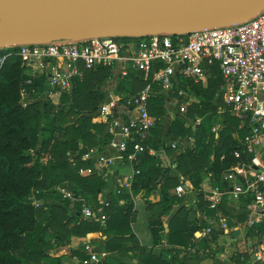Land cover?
Listing matches in <instances>:
<instances>
[{
  "label": "trees",
  "instance_id": "trees-1",
  "mask_svg": "<svg viewBox=\"0 0 264 264\" xmlns=\"http://www.w3.org/2000/svg\"><path fill=\"white\" fill-rule=\"evenodd\" d=\"M112 73L105 67L87 72L83 80L76 81L70 93L62 95L57 105L49 101L25 105L22 90L28 94H44L47 77H30L22 67L21 58L15 55L10 56L0 69V264H41L56 245L70 241L73 236L84 237L100 230L108 236L103 243L107 257L96 264H125L113 256L125 260L128 257L124 254L133 251L134 248L126 244L135 240L131 229L134 202L129 194L110 198L105 224L82 217L83 201L79 200H85L94 209L100 206L98 195L105 180L96 172L83 176L79 169L94 165L91 160L82 159L89 148L102 147L112 140L108 125L99 114L102 103L110 96L109 92L101 90V84L104 75ZM122 80L114 90L115 94H135L145 83L136 74ZM222 83L218 71L206 83H186L194 96L187 109V116L192 121L223 107L224 120L218 136L212 131V125H188L186 121L173 120L165 138V148H169L172 141L181 143L182 139L194 135V145L180 152L176 165L178 172L190 179L198 191L197 207L206 210L208 215L215 211L209 209L202 184L208 177L218 188L230 189L231 183L224 179V175L231 166L240 162L234 152L243 150L241 139L247 131L224 104ZM186 84H180L176 89L186 88ZM128 85L141 86L135 90L134 86ZM167 105L164 94L150 100V111L156 117L157 126L152 129L151 138L143 142L145 151L139 155L135 165L139 172L131 184L134 194L144 191L149 209L160 205V217L150 220L156 244L162 242L165 229L163 214L171 212L176 200L168 190L180 183L178 175L169 176L168 168L162 165L159 157L149 153L150 148L159 146L160 126L168 112ZM223 155L225 158L222 160ZM162 182L163 198L159 203H152L147 197ZM65 183L76 200L64 198L56 189ZM120 200H124L123 203ZM206 227L205 221L201 222L197 217L192 220L185 208L172 217L166 238L171 244L188 248L194 245L191 240L194 233ZM260 228L264 230V225ZM216 237L213 232L203 239L204 243ZM138 248L145 264H177L175 259L165 261L154 255L151 248ZM87 257L83 255V259Z\"/></svg>",
  "mask_w": 264,
  "mask_h": 264
},
{
  "label": "built area",
  "instance_id": "built-area-1",
  "mask_svg": "<svg viewBox=\"0 0 264 264\" xmlns=\"http://www.w3.org/2000/svg\"><path fill=\"white\" fill-rule=\"evenodd\" d=\"M1 50L0 69L10 56L15 55L21 58L22 67L30 77H47L43 95L54 105L60 102L63 94L73 90L77 80H83L87 72L100 67L111 69L120 79L131 74L143 79L144 86L135 94L113 92L99 110L100 119L107 123L108 133L112 135L120 158L134 165L145 151L143 142L156 123V117L150 111V100L164 94L167 102L174 103L181 112H185L194 100L186 83H206L218 71L223 79V102L247 131L241 139L243 150L234 152L240 162L231 166L224 175L231 188L214 189L209 197V207L217 208L223 195L228 193L237 201L251 198V206L258 211L259 218H264V10L246 22L203 28L186 34L94 37L22 44ZM184 83L188 85L186 88L176 89ZM26 93L23 89L22 95ZM224 158L225 155L221 157L222 160ZM82 159L94 163L79 169L84 176L113 164L116 157L91 147ZM184 184L176 187L179 196L186 192ZM56 189L64 198L77 199L67 183L58 185ZM79 200L83 201L81 214L84 218L102 224L106 222L109 198H99L97 209L83 199ZM211 231L209 227L206 232ZM85 248L90 254L85 263L99 260L89 243ZM254 254L256 260H264V245Z\"/></svg>",
  "mask_w": 264,
  "mask_h": 264
},
{
  "label": "crops",
  "instance_id": "crops-1",
  "mask_svg": "<svg viewBox=\"0 0 264 264\" xmlns=\"http://www.w3.org/2000/svg\"><path fill=\"white\" fill-rule=\"evenodd\" d=\"M114 91L111 90L109 94L111 95ZM169 104V102H167ZM223 107H219L216 114H207L204 117L197 118L195 124L205 123L207 126L212 125V131L219 135V130L221 124L224 120ZM167 115V114H166ZM165 115V116H166ZM163 116L161 121V135L158 148H150L149 153L157 155L162 162V165L168 168L169 176L178 175L179 181L181 183L185 182L186 192L183 196H179L176 193V187H171L168 190L171 194L176 197L175 203L171 209L170 213L163 214L164 218V231L162 236V242L156 244L150 229V220L157 219L160 217V205L156 204L155 207L149 209L146 203V196L144 191L134 194L131 189V184L133 178L136 174L135 165L128 162L125 158H120V152L116 145L112 142L102 146L97 147L101 152L109 155L111 157H116L113 164L108 165L106 168L97 171L96 173L100 175L105 180V185L102 191L98 195L99 198H112L114 195H120L122 193L129 194L130 199L134 202V219L131 222V229L134 233L135 240L131 244L126 242L127 246L134 248L133 251L130 250L129 253H125L128 258L123 259L120 256L114 255L113 257L117 261H121L125 264H145L141 260L142 252L138 247H147L152 249V253L165 261H177V264H226L221 263L222 258L225 259L226 255H220L216 251L217 243L219 242V230L225 232L230 238V242L236 240L240 235H247V239L250 240V244H255L253 258L251 264H264V260H256L255 250L259 249L260 246L264 245V230L260 227L264 225V218H259L258 211L251 206L252 199H241L239 201L234 200L230 197L228 193L223 195L221 203L214 210V214L208 215L206 210H201L197 207L198 201V191L194 188L193 183L190 179L184 177L177 170L176 158L180 152L185 147H190L194 145L195 137L194 135L188 137L187 139H182L180 145L177 143L179 141L174 140L169 148H165V138L167 130L170 127L165 125L167 118ZM124 119L127 117L123 114ZM216 119V122L214 120ZM213 120V124L210 123ZM215 122V123H214ZM196 125H194V130H196ZM157 126V121L155 126L151 128L148 133V138L152 136V129ZM242 127V126H241ZM154 137V136H153ZM175 145V146H174ZM209 180L210 183H207ZM158 184L155 191H153L147 199L152 203H159L162 198V186ZM203 189L206 192L205 199L209 202V197L212 191L216 189L217 184H213L212 181L206 177L203 184ZM231 188V185L230 187ZM124 200H120L123 203ZM84 202H86L84 200ZM187 209L192 220L198 218L199 221H205L207 227L198 230L194 233L191 238L194 245L186 248L180 244H171L167 241L166 235L169 232V225L172 217L181 211L182 209ZM73 212V211H72ZM246 212V214H245ZM73 214V213H72ZM83 217V216H82ZM260 219V220H259ZM221 223V224H220ZM105 224V223H104ZM217 226L220 228L217 229ZM223 226V227H222ZM211 227L212 231L207 233V228ZM216 233L217 237L210 239L207 243H204V238L210 237L212 234ZM107 235L103 230L90 232L84 237L73 236L70 241H65L59 245H56L52 250H50L47 258L41 261V264H96L94 262L85 263L86 259H83V255H88L89 251L86 250L85 245L89 243L99 256V260H103L107 257V252L103 251V243L107 239ZM245 242V241H244ZM243 243V241H241ZM205 246V247H204ZM240 250L242 247L239 245ZM205 248V249H203ZM179 251V252H176ZM229 249L226 247L225 253H228ZM88 253V254H87ZM232 256V264L238 262V257ZM220 259H219V258ZM219 260V261H218ZM96 261V262H98ZM182 262V263H181Z\"/></svg>",
  "mask_w": 264,
  "mask_h": 264
},
{
  "label": "water",
  "instance_id": "water-1",
  "mask_svg": "<svg viewBox=\"0 0 264 264\" xmlns=\"http://www.w3.org/2000/svg\"><path fill=\"white\" fill-rule=\"evenodd\" d=\"M262 10L264 0H0V49L186 34L246 22Z\"/></svg>",
  "mask_w": 264,
  "mask_h": 264
},
{
  "label": "rangeland",
  "instance_id": "rangeland-1",
  "mask_svg": "<svg viewBox=\"0 0 264 264\" xmlns=\"http://www.w3.org/2000/svg\"><path fill=\"white\" fill-rule=\"evenodd\" d=\"M120 81H123V80L118 78L116 73H112L110 75L105 74L103 83L101 84V90L105 92H110L111 90L114 91L118 88ZM128 86L129 87L134 86L135 90H137L141 85H128ZM22 101L25 105H27V104L34 103V102H40V103L46 102L47 98L42 93L34 92L31 94H28V93H26L25 95L23 94ZM167 106H168V112H167V115L165 116V119L167 118L165 122L166 126H168L170 122H172L173 120H183V121H186L188 125L195 123V121H192L191 119L188 118L187 116L188 111L181 112L179 108L172 102L171 103L169 102ZM216 112L217 111H213L208 114H216ZM213 120L210 123V125L213 124ZM214 121L216 122V119ZM177 144L180 145L179 142ZM207 183H210L209 180H207ZM218 228H220V226L219 227L217 226V229ZM218 230H219V233H218L219 242L217 243L216 251L220 255L222 254L226 255L225 259L224 258L220 259L218 257L221 260V263L232 264L231 262H234L232 260V256L237 253L236 256L238 257L239 260L236 264H251V261L253 258L252 253L254 252L255 244H252L251 246L250 240L247 239L248 238L247 235L243 234V235L237 236L238 238L236 240H234L233 242H230V238H228V235H226L225 232L220 233V229ZM241 241H243V243H241ZM239 245L242 247V250H240ZM226 247L229 249L228 253H225ZM87 256H88L87 259H89L90 254H88ZM98 262H94V263H98Z\"/></svg>",
  "mask_w": 264,
  "mask_h": 264
}]
</instances>
